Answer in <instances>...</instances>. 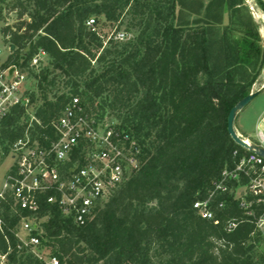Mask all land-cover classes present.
<instances>
[{
    "label": "trees",
    "instance_id": "1",
    "mask_svg": "<svg viewBox=\"0 0 264 264\" xmlns=\"http://www.w3.org/2000/svg\"><path fill=\"white\" fill-rule=\"evenodd\" d=\"M175 1L0 0V21L16 13L1 28L15 49L0 69L19 65L34 77L36 129L50 132L79 96L98 121L112 117L113 127L136 141L140 163L83 225L43 196L34 247L18 237L26 212L12 196L0 197L3 264H48L53 256L60 264L264 263L258 251L264 237L255 224L264 204L248 191L235 192L246 179L210 197L222 171L248 154L229 136L227 117L250 93L264 56L247 38L224 35V64L215 69L208 29L177 25ZM242 4L230 0L233 8ZM101 20L124 25L133 36L105 40L96 28ZM249 24L242 21L237 30L249 36ZM39 50L48 64L36 72L30 63ZM28 120L22 106H13L0 121V141L23 135ZM80 150L74 160L82 162ZM208 198L212 218L194 207Z\"/></svg>",
    "mask_w": 264,
    "mask_h": 264
},
{
    "label": "built area",
    "instance_id": "2",
    "mask_svg": "<svg viewBox=\"0 0 264 264\" xmlns=\"http://www.w3.org/2000/svg\"><path fill=\"white\" fill-rule=\"evenodd\" d=\"M93 22L90 18L87 24L92 26ZM127 37L128 33L121 32L114 38L125 40ZM9 45L8 54L11 52ZM3 52L0 49V57ZM44 56L45 52L39 50L32 57L30 66L41 65ZM3 61L0 59V65ZM28 75V70L19 65L0 69V121L17 105L29 115L23 135L11 142L0 141V164L7 157L13 158L0 197L12 196L14 203L26 212L21 217L18 237L22 245L34 247L40 243L39 236L34 232L40 230L42 219L38 214L43 196L47 202L56 203L65 213L71 214L77 224L83 225L111 192L139 168L140 163L136 141L128 134L117 131L113 127L114 122L108 123L106 118L98 121L79 96L71 97L51 122L50 132L36 129L35 124L41 125V122L34 113L31 91L26 88ZM254 144L264 150L262 133L258 135V143ZM79 147L83 154L82 162L74 160ZM242 177L247 184L235 189L236 196L245 195L248 191L264 204V156L251 151L242 156L233 168L222 171L213 182L210 197L216 191H234L230 182L239 183ZM194 207L203 217H213L209 198L196 201ZM248 214L255 216L252 211ZM255 224L258 229H264V208L255 216ZM48 264L60 262L53 256Z\"/></svg>",
    "mask_w": 264,
    "mask_h": 264
},
{
    "label": "rangeland",
    "instance_id": "3",
    "mask_svg": "<svg viewBox=\"0 0 264 264\" xmlns=\"http://www.w3.org/2000/svg\"><path fill=\"white\" fill-rule=\"evenodd\" d=\"M7 3H11L15 0H6ZM182 0H178L179 4H181ZM184 1V0H183ZM227 2V13L226 15L222 14L221 19H192L194 22L193 25H201L208 29V37L210 41V62L211 65L217 70L223 67L224 64V56H223V42L224 35L233 36L234 38H247L249 42L255 44L256 54L260 57L264 56V8L262 4L264 0H242L243 4L240 8H233L230 5V0H224ZM251 2V3H250ZM218 0L214 1L212 5H218ZM253 7V10L251 9ZM258 8V10H257ZM234 9H242L240 12L235 13ZM222 11V9H221ZM261 16V19L257 17V15ZM235 19H237L238 24L235 23ZM16 20V13L11 12L7 13L2 21H0V49L3 50V54L0 57L1 61L5 60L8 56L7 45L3 39V35L1 33V28L3 25L12 24ZM249 22L252 31L249 36L243 35V32L237 30L240 26L241 22ZM190 22V19H175V23L177 25H184ZM240 22V24H239ZM97 30L104 36V39L107 40L110 37H115L118 33L125 32V26L118 23H110L105 20H101L96 26ZM258 34V39L255 37ZM133 33L129 32L128 37H132ZM252 36V38H251ZM127 37V38H128ZM125 40H127L125 38ZM48 64L47 57L44 56L41 65L31 68L34 71H39L42 67ZM263 70L260 72L255 82L252 84L250 92L256 91L260 89L264 84V76ZM35 79L29 74L26 82V88L29 91H35ZM263 83V84H262ZM108 123H112L115 121L112 117L107 118ZM235 127L242 132L245 136H247L253 143H258V135L262 133L264 135V88L263 90L257 94L254 99L248 103L237 115L235 119ZM13 163L12 157H7L0 164V191L3 188V184L6 178L7 173L10 170L11 164ZM107 199V198H106ZM105 199V200H106ZM104 200V201H105ZM264 237V229L261 230ZM21 235H26L25 233H21ZM259 253L264 256V241L258 248ZM5 259L3 257L0 258V264H3ZM260 264H264L263 262Z\"/></svg>",
    "mask_w": 264,
    "mask_h": 264
},
{
    "label": "crops",
    "instance_id": "4",
    "mask_svg": "<svg viewBox=\"0 0 264 264\" xmlns=\"http://www.w3.org/2000/svg\"><path fill=\"white\" fill-rule=\"evenodd\" d=\"M214 1L216 0H182L181 4H179L178 0H176L175 19H190V22L186 23V25H193L194 20L192 21V19H221L222 14L226 15L227 13V2L218 0V5H212ZM236 130L242 138L252 142L240 130L237 128Z\"/></svg>",
    "mask_w": 264,
    "mask_h": 264
},
{
    "label": "water",
    "instance_id": "5",
    "mask_svg": "<svg viewBox=\"0 0 264 264\" xmlns=\"http://www.w3.org/2000/svg\"><path fill=\"white\" fill-rule=\"evenodd\" d=\"M10 49L11 51H13L15 49V45L13 43H10ZM13 71V69H11V72ZM263 76H264V70H263ZM264 88V84L263 86L256 90V91H252L250 92L248 95H246L245 97H243L241 100H239L229 111L228 113V117H227V132L229 134V136L231 137V139L239 146L243 147L244 149H246L247 151H251V152H255L259 155L264 156V150L260 147H258L256 144L250 142V145H248V143L246 142V140L244 138H242V136L237 132L236 128H235V119L237 117V115L239 114V112L248 104L250 103L254 97L259 94Z\"/></svg>",
    "mask_w": 264,
    "mask_h": 264
},
{
    "label": "bare ground",
    "instance_id": "6",
    "mask_svg": "<svg viewBox=\"0 0 264 264\" xmlns=\"http://www.w3.org/2000/svg\"><path fill=\"white\" fill-rule=\"evenodd\" d=\"M251 3V2H250ZM257 10H258V8H257ZM257 17H259L260 19H261V16L258 14L257 15ZM263 84V83H262ZM246 140V142L248 143V145H250V142L247 140V139H245Z\"/></svg>",
    "mask_w": 264,
    "mask_h": 264
}]
</instances>
